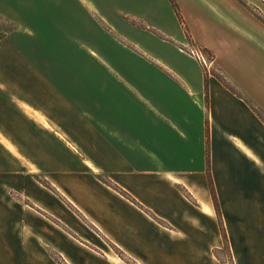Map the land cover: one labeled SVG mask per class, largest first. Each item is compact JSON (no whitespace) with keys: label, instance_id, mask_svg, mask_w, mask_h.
<instances>
[{"label":"crops","instance_id":"0c3cea01","mask_svg":"<svg viewBox=\"0 0 264 264\" xmlns=\"http://www.w3.org/2000/svg\"><path fill=\"white\" fill-rule=\"evenodd\" d=\"M99 1L0 0V264H128L112 247L131 264H222V234L233 264H264L260 76L208 77L206 95L205 73L199 89L167 74L145 119L123 117L76 50Z\"/></svg>","mask_w":264,"mask_h":264},{"label":"rangeland","instance_id":"374dc122","mask_svg":"<svg viewBox=\"0 0 264 264\" xmlns=\"http://www.w3.org/2000/svg\"><path fill=\"white\" fill-rule=\"evenodd\" d=\"M96 6L100 12L87 14L84 44L76 48L83 59L81 71L87 76L99 74L94 85L114 92L123 117L145 119L146 88L160 84L159 78L167 74L176 80L182 77L186 89H199L198 79L205 73L206 95L211 76L246 90L252 87L251 75H256L264 89V3L260 0H103ZM0 29L5 34L13 27L0 19ZM193 33L211 48L200 47ZM191 51L202 54L205 66ZM213 52L219 58L217 64ZM259 112L264 122V110ZM99 179L107 182L106 176ZM210 188L213 209L220 218L213 184ZM233 193L227 192L226 198ZM222 236L217 257L222 264H233L226 234ZM112 249L124 262L133 263L123 248ZM53 257L63 264L61 257Z\"/></svg>","mask_w":264,"mask_h":264},{"label":"built area","instance_id":"2783aa9c","mask_svg":"<svg viewBox=\"0 0 264 264\" xmlns=\"http://www.w3.org/2000/svg\"><path fill=\"white\" fill-rule=\"evenodd\" d=\"M1 35V33H0ZM191 56L196 57V59L203 65L205 66L206 64V60L204 59V57L202 56V54L200 52H196V51H191Z\"/></svg>","mask_w":264,"mask_h":264},{"label":"trees","instance_id":"16d2710c","mask_svg":"<svg viewBox=\"0 0 264 264\" xmlns=\"http://www.w3.org/2000/svg\"><path fill=\"white\" fill-rule=\"evenodd\" d=\"M218 78H219V80H220L221 82H223V84H225V85L227 86L226 81L222 80L220 77H218ZM253 109H254L255 112H257V113L260 115V112H259L256 108H253ZM210 184H211V187H212V181H211V179H210ZM115 189L119 191L118 188H115ZM212 192H213V196H214V198H216V196H215V192H214L213 188H212ZM125 195H126V194H125ZM225 237H226V236H225ZM225 239H227V238H225ZM226 241H227V240H226ZM218 253H219V251H217V255H218Z\"/></svg>","mask_w":264,"mask_h":264}]
</instances>
